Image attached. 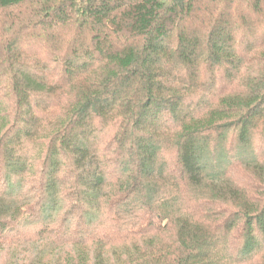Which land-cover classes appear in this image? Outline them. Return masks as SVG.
Returning a JSON list of instances; mask_svg holds the SVG:
<instances>
[{"label":"trees","instance_id":"trees-1","mask_svg":"<svg viewBox=\"0 0 264 264\" xmlns=\"http://www.w3.org/2000/svg\"><path fill=\"white\" fill-rule=\"evenodd\" d=\"M0 264H264V0H0Z\"/></svg>","mask_w":264,"mask_h":264}]
</instances>
